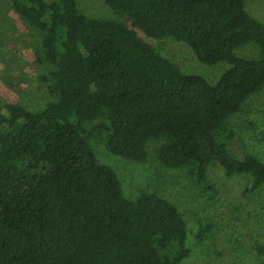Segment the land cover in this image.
<instances>
[{"label":"trees","instance_id":"obj_1","mask_svg":"<svg viewBox=\"0 0 264 264\" xmlns=\"http://www.w3.org/2000/svg\"><path fill=\"white\" fill-rule=\"evenodd\" d=\"M127 23L83 14L76 0H8L42 34L38 63L54 68V101L31 121L0 109V264H181L188 225L156 194L124 196L117 173L98 162L91 140L143 163L161 140L159 163L185 169L215 198L208 171L247 175L245 196L264 187V162L228 146V121L264 89V22L245 0H105ZM149 39L175 38L199 61L230 69L217 84L183 73ZM260 47L257 59L236 51ZM203 226L199 241L212 233ZM264 256V246H256Z\"/></svg>","mask_w":264,"mask_h":264},{"label":"rangeland","instance_id":"obj_2","mask_svg":"<svg viewBox=\"0 0 264 264\" xmlns=\"http://www.w3.org/2000/svg\"><path fill=\"white\" fill-rule=\"evenodd\" d=\"M76 1L88 17L129 24L105 0ZM245 7L253 18L264 22V0H245ZM136 31L185 74L217 84L230 69L224 62L214 66L202 63L186 43L175 38L154 40ZM41 42L42 34L22 20L8 0H0V109L9 103L20 105L31 121L54 101L49 92L54 68L37 60L43 56ZM236 54L257 59L260 47L249 43ZM228 127L234 132L228 146L232 154L239 158L249 154L264 162V89L229 119ZM162 143L150 141L148 159L140 163L111 154L102 139L91 140L98 162L117 173L127 199L156 194L178 208L188 225L187 244L191 250L181 264H264V256L256 251V246H264V187L250 197L245 196V190L252 186L251 178H229L219 165H214L208 171V183L217 192L212 198L211 192L194 182L185 169H169L159 163L157 150ZM210 223L212 233L199 241V231Z\"/></svg>","mask_w":264,"mask_h":264}]
</instances>
